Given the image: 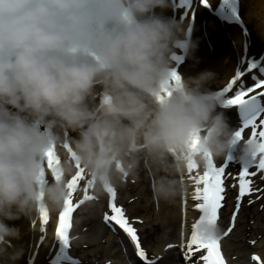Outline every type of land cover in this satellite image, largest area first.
Wrapping results in <instances>:
<instances>
[{
	"label": "clouds",
	"instance_id": "1",
	"mask_svg": "<svg viewBox=\"0 0 264 264\" xmlns=\"http://www.w3.org/2000/svg\"><path fill=\"white\" fill-rule=\"evenodd\" d=\"M169 6L0 0V264L23 255L12 243L21 230L7 221L59 217L81 173L90 197L83 203L144 172L152 200L169 206L189 194L194 171L218 160L251 168L264 157V140L237 136L240 126L218 110L228 106L210 87L215 72H177L176 50L190 56L196 44L155 11ZM248 16L264 35V7ZM202 215L185 235L220 238L219 223Z\"/></svg>",
	"mask_w": 264,
	"mask_h": 264
},
{
	"label": "bare ground",
	"instance_id": "2",
	"mask_svg": "<svg viewBox=\"0 0 264 264\" xmlns=\"http://www.w3.org/2000/svg\"><path fill=\"white\" fill-rule=\"evenodd\" d=\"M218 1L219 0H210L211 4L213 5L218 3ZM169 5L170 6L165 9L157 8L155 11L165 17L175 18L182 24V26H184L188 33L190 30L191 16L192 14L197 13L196 28L193 35V42L196 44V47L191 52V55L188 56L189 58L187 59V61L181 67L178 64V61L183 51L177 49V54L172 57L175 68L178 70L180 69V71L181 69H183L182 74L184 76H195L205 70L215 72L216 82L210 85L213 90L217 88L214 86H222V89L226 87L227 84L230 83L231 79L235 77L236 73L243 72L249 66V61L254 59L257 60V58L264 50V35H261L257 30L254 21L249 22L248 16L250 9L258 10L261 7H264V0H248V2L247 0H243L241 4V10L244 14L247 27H242L239 24H224L223 26L220 21L210 16L206 8L196 6V4L189 11L186 9H178L176 12L172 10V4L170 0ZM206 17H208L207 21L205 20ZM207 46L209 49H207ZM258 69H262V71L264 72L263 64H259L252 72L244 74V76L241 78V81H239L238 83H240L242 86L247 82H252L254 77H256L257 74H260L258 72ZM252 84H254V82ZM230 94L231 93H227L226 96ZM228 107L218 110L224 111L229 119L230 124L236 126L237 116L231 108L227 109ZM238 118H241V116H239ZM75 134L76 133H73V135H71L75 136ZM215 165L219 167L217 164ZM198 171L199 170L194 171L191 175L196 176ZM142 173L138 177H135L136 182L141 181V178H143ZM199 174L202 175L203 173L199 172ZM189 182L191 184L189 194L182 198H178L174 204L169 206H161L156 203L154 204L152 197L150 199V196H152L151 189L144 191L141 190L139 192H145V195L148 198L147 199L146 197H142L141 199L145 198L147 201V204H145V206H148L139 209V203H136V205H133L132 210L134 211L137 209L136 211H144V216L147 217L150 214L149 212L151 210L149 209V205H154L155 207L153 208V210H156L155 214L157 215L155 218L157 222L161 223L162 231L166 236L165 239L167 237L169 238L171 235H173V233L177 231V234L179 236V243H185L188 239V237L185 235V226L187 223H190L193 217H197L199 209L196 207V205L198 204V202H200L195 200L194 198L196 188L195 181L193 179H190ZM118 193L119 191H117V194ZM102 200L103 203H105L104 199ZM116 200L119 201L118 195ZM111 202L112 198L110 196L107 198L106 213L107 211H109V205ZM103 203H100L98 205L94 203L97 205H94V207L96 206L95 213L97 215L101 213L100 209H103ZM85 205L81 207L79 206L74 211L73 215H77L78 212L87 207V205ZM90 214L92 216L94 215V213L92 212H90ZM56 217L57 216H52L49 219V223L47 225H44L42 220L37 221L26 217H22L21 219L15 221H7L10 226H16L21 230V238L17 241L12 242L16 247L23 249V255L18 261H16V264H29V262H32L33 258L35 259L34 264H46L48 260L51 261V264L58 263V260H60L58 259V257L61 254V248L59 241L60 236L58 238V235L55 232V229L57 227L55 222ZM150 217H147L148 220L151 219ZM259 218L262 222H264V214H261ZM240 222H245L243 217H241ZM258 224L259 225L256 230L264 233L263 223L260 224L259 222ZM109 225V223H105V221L102 220L101 224L97 225L95 228V230L101 231V236H106V239L104 238V241H109V246H107V248L102 247L101 249L94 251L93 253H88V255H85V257L78 256L79 260H86L88 262L90 261L89 258H91V261L94 262V260H97V255L99 253H103L106 255L110 254V256L113 257H108L110 259L108 260L109 262L106 261L107 259L104 260V258L101 264H111V259H118L115 260L117 262L121 259L123 261V264H129L127 263V261H125V258L127 259V257L129 259L132 258V250L130 248V244L128 243V238H126L127 243L124 244L127 248L122 249L123 247L120 244L122 242L121 237L123 236V232L117 231L115 226H112V229H110L108 228ZM165 228L168 229L166 233ZM243 228L244 226L240 225V228H238L237 232L228 237L224 242L222 251L226 253V257L228 259L226 264H264V238H259L260 240L256 245V248L258 249L257 251H259L257 252V254L259 255V259L254 260L253 258L256 257L253 256V260H251V257H249L250 253H248L250 246L245 243V239L241 238V236L244 235L245 229ZM143 229L146 230L147 227L143 226ZM72 230L75 237L76 229L72 228ZM94 237L96 238L97 235H95ZM177 241L173 240L174 247H171V249H166L163 244L156 250V253L164 255L162 256L164 257V259L162 260L161 264H187L186 258L182 257L184 256V252L182 251V248H180L181 245L177 244ZM235 250H238V253L240 254L239 259L234 258L235 256L233 254V251ZM226 257L224 255V258ZM79 260L74 264H86L85 261L81 262ZM257 260H260V262H258ZM60 262L61 264H72V262L74 261L70 260L67 262ZM201 264L206 263L202 261Z\"/></svg>",
	"mask_w": 264,
	"mask_h": 264
},
{
	"label": "snow or ice",
	"instance_id": "3",
	"mask_svg": "<svg viewBox=\"0 0 264 264\" xmlns=\"http://www.w3.org/2000/svg\"><path fill=\"white\" fill-rule=\"evenodd\" d=\"M202 2L207 6L208 0H202ZM256 65H252L250 70H255ZM244 76L243 72H238L235 74V77L231 79L230 83L220 92V95L225 98L224 103L226 106L237 107L242 113V126L239 127L237 136L243 135L246 129L251 128L252 138H261L264 140V129L260 130L257 133V128H260L264 125V119H260L264 116V91L256 92L255 95H250V93L255 92L256 89L264 88V78H257L254 80L252 86L243 87L239 81ZM179 79V76L176 77ZM235 86V87H234ZM227 93H231L230 97L226 96ZM259 120V123H258ZM261 150L264 151V144L261 145ZM49 167L52 166L53 153H48ZM229 162V161H228ZM259 170H264V157H262L259 163L256 165ZM228 167V163L224 166L217 167L215 164L212 165L209 171H205L202 175L197 173L196 176H193L192 179L195 181V200L200 201L196 207L203 213L201 219H208L210 222H216L218 218V210L223 206L222 201L224 196L225 189L223 187L222 176ZM249 175V168L242 167L240 172V183H239V197L243 198L246 193L250 192L251 181L245 179ZM255 175V173H252ZM83 174H79L77 177L69 183V188L72 193H74L82 180H84ZM202 185V186H201ZM87 190L85 189V192ZM112 202L110 203V211L112 214L105 213L104 221L113 226H119L124 233L134 242L135 249L139 257L147 259L145 252L141 248L140 241L137 235V230L132 227L129 223L128 218L125 215V211L121 206H117L114 202L116 198V191H111ZM85 199H90L85 195ZM80 204H83V201H79ZM79 205H76L78 207ZM74 211L73 202L71 199L67 202V207L59 215V225L56 227L55 232L65 241H68L69 231L71 228V214ZM237 211H239V199L237 202ZM233 221H235V214L233 215ZM42 222L44 225L49 223L48 214L45 213L42 217ZM231 231V228L228 230ZM225 233L224 235H227ZM222 237L208 242H202L199 240L195 234H193L190 243L188 244L189 252H191L193 245H198L199 247L206 248L208 250L207 255L203 257L206 264H225V261L222 257L220 251V240ZM255 259H259L256 257ZM151 264V261L148 262Z\"/></svg>",
	"mask_w": 264,
	"mask_h": 264
},
{
	"label": "rangeland",
	"instance_id": "4",
	"mask_svg": "<svg viewBox=\"0 0 264 264\" xmlns=\"http://www.w3.org/2000/svg\"><path fill=\"white\" fill-rule=\"evenodd\" d=\"M217 87V86H214ZM264 125H262L260 128H258L257 133L264 129ZM242 170V167L240 164L236 163L233 161V165L230 167L229 173L225 175V192H226V208L225 212L231 211L229 209H233L234 206L231 204V202L234 200V203L237 201V197L239 196V183H240V172ZM252 173H255V175H252ZM145 175V174H144ZM245 179H249L251 181L250 188L252 189L250 192L246 193L245 196L242 198L243 200V205H242V217L244 218L245 222H240V224L234 228L232 233L228 235V237L232 236L234 233L237 232L238 228L241 226H244V235L241 236V238L245 239V243L250 246V249L248 250L249 257L252 259V255L259 252L257 251L258 249L256 248L257 242L260 240L259 238H264V233L260 232L259 230H256L258 227V223L260 222L263 223L260 220V215L264 214V170H259L257 166L249 168V175L245 177ZM135 178L133 179L130 177L126 183H124L122 186H119L117 189L120 192V200L123 201V208L129 211V214L131 216L134 215H140L144 217L145 212L141 210H132L133 205H136V203H139V209L145 206L146 199L143 198V201H139V197L141 198L145 192H139L141 190L144 191L148 190L149 188V181L143 176L141 178V181L136 182ZM136 184V185H135ZM148 185V186H147ZM147 186V188H146ZM86 188V177L84 180L80 182L78 185L76 191L73 194H78L79 196L81 195V192ZM233 188V189H232ZM123 190V192H122ZM138 196V198H137ZM105 197V198H104ZM107 198L108 195H105L103 197H97L96 204L103 203V200L105 203H103V209H100V214L97 215L95 212V207L97 206L95 201L90 202L91 204H87V207L83 208L77 215V225H76V230H75V244L73 246V264L76 263L79 259V257H85L87 256L88 253H93L94 251H97L99 249L107 248L109 246V241H104V238L106 239V236H101L102 234L100 230H95L97 225L101 224V214L106 213L107 210ZM233 203V204H234ZM152 204V203H151ZM94 205H96L94 207ZM232 205V207H231ZM86 206V205H85ZM262 206V208H261ZM150 207H153V205ZM88 208V210H87ZM153 209V208H152ZM90 212L94 213L92 216ZM152 214V217L150 220H147L146 222L142 225H145L147 227L146 230H143V235L145 238V243H146V248H148L151 252L156 253V250L163 245V243L167 241L173 242V240H177L178 234L177 231L173 233L169 238L167 237L165 239L164 232L162 231V227L158 222L155 221L154 214ZM222 218V222L225 224L224 228H226L229 225V218H226V213H224ZM103 216V215H102ZM241 220V218H240ZM142 227V226H141ZM224 231V230H223ZM97 235L95 238L94 236ZM107 235V234H106ZM254 235V236H253ZM234 258L239 259L240 254L238 253V250L233 251ZM103 253H99L97 255V260L94 262L91 261V258L89 264H101L102 260H110L108 257H113L110 256V254L106 255ZM199 256V255H197ZM116 258V256H115ZM112 264H123L122 260L120 259L118 262L115 260L118 259H111ZM81 261V260H79ZM87 262L86 260H84ZM81 261V262H84ZM105 261V262H106ZM80 262V263H81ZM46 264H50L49 260L46 262ZM85 264V263H84ZM88 264V263H87Z\"/></svg>",
	"mask_w": 264,
	"mask_h": 264
}]
</instances>
